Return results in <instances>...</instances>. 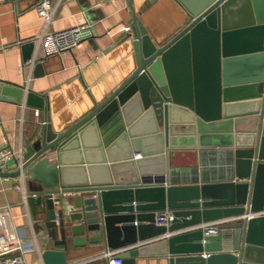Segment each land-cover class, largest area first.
<instances>
[{
	"label": "water",
	"instance_id": "1",
	"mask_svg": "<svg viewBox=\"0 0 264 264\" xmlns=\"http://www.w3.org/2000/svg\"><path fill=\"white\" fill-rule=\"evenodd\" d=\"M177 1L180 31L157 41L136 19L125 79L72 125L48 119L25 139L15 176L43 264L87 245L122 250V264H264V215L195 229L264 212V0ZM0 100L49 112L18 85H0ZM164 211L173 220L158 226Z\"/></svg>",
	"mask_w": 264,
	"mask_h": 264
},
{
	"label": "crops",
	"instance_id": "2",
	"mask_svg": "<svg viewBox=\"0 0 264 264\" xmlns=\"http://www.w3.org/2000/svg\"><path fill=\"white\" fill-rule=\"evenodd\" d=\"M57 9L51 30L62 31L89 25L81 44L71 52L46 56L35 39L43 28L37 12L38 0H0V85H18L25 94L34 92L46 97L49 112L22 103L0 100V148L5 144L23 153L25 139L37 123L48 119L64 129L83 117L95 100L109 95L128 75L133 56L131 44L124 41L126 27L142 22L149 35L163 41L175 35L189 20L177 0H54ZM33 43L34 49L24 46ZM36 58L33 66L27 62ZM42 65L43 74L36 66ZM18 159L10 160L9 176L0 175V247L22 254L27 264H43L45 235L37 233L26 203ZM210 168L212 156L207 157ZM154 238L152 243L161 241ZM122 251V250H121ZM120 250L117 252L121 253ZM100 246L73 247L67 251L68 264H110ZM150 264H157L155 258Z\"/></svg>",
	"mask_w": 264,
	"mask_h": 264
},
{
	"label": "built area",
	"instance_id": "3",
	"mask_svg": "<svg viewBox=\"0 0 264 264\" xmlns=\"http://www.w3.org/2000/svg\"><path fill=\"white\" fill-rule=\"evenodd\" d=\"M57 9V3L54 0H39L37 6V12L39 18L43 20V28L39 35H37L35 42L39 46H43L46 56L52 54H62L71 52L76 49L85 37L86 32L89 30V25H79L71 29L62 31L51 30V24L55 16ZM125 30L129 32L131 27H126ZM36 58L27 62L28 66H33L36 63ZM17 158L19 161V168L22 167V153H18L15 149L11 148L8 143L0 148V175L8 171V165L10 160ZM26 182V178L22 175L20 185H16L15 188L22 191L23 185ZM27 203V198H25ZM264 215V212L251 213L249 216L232 217L228 219L218 220L210 224H204L195 229H203L208 235H215L220 229L229 225L230 223H236L242 221L247 217L248 220ZM173 220L171 212L164 211L156 215V224L158 226H169ZM146 244L152 243V241L145 242ZM120 253L117 251H109L105 253V258L108 259L110 264H122V260L118 258ZM0 264H27L25 257L22 254H15L12 251H3L0 247Z\"/></svg>",
	"mask_w": 264,
	"mask_h": 264
}]
</instances>
